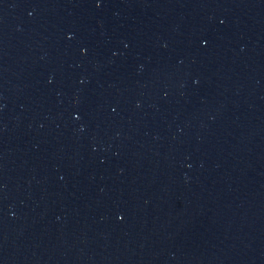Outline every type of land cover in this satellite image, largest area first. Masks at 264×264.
Masks as SVG:
<instances>
[{"label": "water", "instance_id": "1", "mask_svg": "<svg viewBox=\"0 0 264 264\" xmlns=\"http://www.w3.org/2000/svg\"><path fill=\"white\" fill-rule=\"evenodd\" d=\"M0 264H264V0H0Z\"/></svg>", "mask_w": 264, "mask_h": 264}]
</instances>
